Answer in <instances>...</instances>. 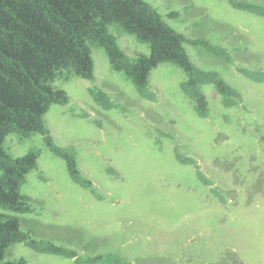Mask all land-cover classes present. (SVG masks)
Masks as SVG:
<instances>
[{
    "label": "rangeland",
    "instance_id": "1",
    "mask_svg": "<svg viewBox=\"0 0 264 264\" xmlns=\"http://www.w3.org/2000/svg\"><path fill=\"white\" fill-rule=\"evenodd\" d=\"M142 2L180 35L192 71L159 64L141 93L92 48V78L55 75L67 99L43 121L61 155L39 134L4 141L12 158L38 154L19 190L27 213L0 209L26 236L6 261L264 264V0ZM109 33L124 65L149 53Z\"/></svg>",
    "mask_w": 264,
    "mask_h": 264
},
{
    "label": "trees",
    "instance_id": "2",
    "mask_svg": "<svg viewBox=\"0 0 264 264\" xmlns=\"http://www.w3.org/2000/svg\"><path fill=\"white\" fill-rule=\"evenodd\" d=\"M131 35L146 44L148 54H139L128 65L109 28ZM104 49L111 69L123 70L138 92L148 87L150 71L159 64H172L192 71L182 51V39L142 0H0V209L14 214L28 211L29 199L20 194L26 176L36 168L34 151L12 158L4 149L9 133L23 137L39 134L57 155L43 117L50 104L66 101L63 90L53 86L60 70L92 78L91 49ZM222 95L225 88L217 87ZM196 112L206 105L196 97ZM68 171L79 177L75 162L63 155ZM20 220L0 213V264L8 250L25 241ZM47 253L65 256L49 246Z\"/></svg>",
    "mask_w": 264,
    "mask_h": 264
}]
</instances>
